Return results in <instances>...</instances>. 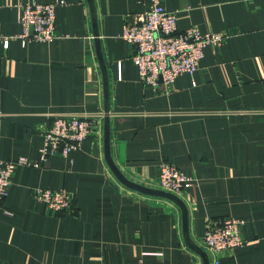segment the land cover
<instances>
[{"label": "crops", "instance_id": "crops-1", "mask_svg": "<svg viewBox=\"0 0 264 264\" xmlns=\"http://www.w3.org/2000/svg\"><path fill=\"white\" fill-rule=\"evenodd\" d=\"M30 2L58 3L52 41L21 40ZM159 2L179 31L226 35L169 88L139 80L121 38L151 0H0V159L18 163L0 202V264H213L203 235L227 218L245 244L219 264H264V0ZM57 114L92 117V132L42 160ZM161 162L191 179L175 199L132 188L160 190ZM33 189H65L72 213Z\"/></svg>", "mask_w": 264, "mask_h": 264}, {"label": "built area", "instance_id": "built-area-1", "mask_svg": "<svg viewBox=\"0 0 264 264\" xmlns=\"http://www.w3.org/2000/svg\"><path fill=\"white\" fill-rule=\"evenodd\" d=\"M58 3L30 2L22 6L20 23L23 42H50L56 37V8ZM224 33H201L190 27L179 31L177 15L151 0L148 10L137 15L134 22H125L121 38L133 48L131 59L138 70L139 80L149 87L162 83L169 88L182 74L193 76L197 71L203 50L207 46H219ZM92 117L57 114L43 133L42 160L49 154L68 157L91 135ZM18 163L0 159V202L9 191L10 179ZM38 167V162L30 163ZM191 179L169 163L159 164L157 180L160 190L180 196L190 186ZM35 200L56 213L70 214L73 197L65 189H33ZM242 221L224 219L219 226H208L203 235L204 248L213 256V264H219V253L245 244L240 228Z\"/></svg>", "mask_w": 264, "mask_h": 264}, {"label": "water", "instance_id": "water-1", "mask_svg": "<svg viewBox=\"0 0 264 264\" xmlns=\"http://www.w3.org/2000/svg\"><path fill=\"white\" fill-rule=\"evenodd\" d=\"M129 186H133L132 184H127ZM132 188H135V189H138L139 191H142V192H145V193H151V194H154V195H158V196H165L167 198H171V199H175L177 196L171 194V193H168V192H165V191H162V190H158V191H149L147 189H144L142 187H139V186H134Z\"/></svg>", "mask_w": 264, "mask_h": 264}]
</instances>
